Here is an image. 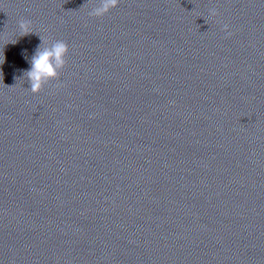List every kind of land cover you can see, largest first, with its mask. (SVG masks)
Wrapping results in <instances>:
<instances>
[{
  "label": "clouds",
  "instance_id": "9594fccd",
  "mask_svg": "<svg viewBox=\"0 0 264 264\" xmlns=\"http://www.w3.org/2000/svg\"><path fill=\"white\" fill-rule=\"evenodd\" d=\"M119 0H99V4L92 8L89 15L92 17H103L112 9L118 7ZM210 17L219 16V12L215 8L209 9ZM228 25H223V30L230 37L232 33L228 31ZM18 30L20 36H26L33 33L32 22L28 19H20L18 21ZM37 46L34 55H32L29 63L30 69L24 72L30 83V91L39 93L41 89L48 83L58 80L61 72L66 66V57L68 55L69 46L64 40H55L45 45L44 41Z\"/></svg>",
  "mask_w": 264,
  "mask_h": 264
}]
</instances>
